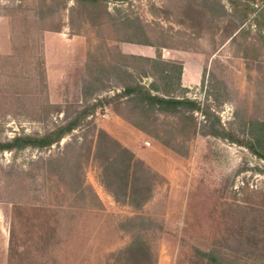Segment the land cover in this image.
Masks as SVG:
<instances>
[{
	"label": "rangeland",
	"instance_id": "rangeland-1",
	"mask_svg": "<svg viewBox=\"0 0 264 264\" xmlns=\"http://www.w3.org/2000/svg\"><path fill=\"white\" fill-rule=\"evenodd\" d=\"M239 1L107 0L109 13L89 16L81 7L71 9L73 0L67 7L48 0L53 16L42 19L40 0H0L12 43L0 53V139L44 133L86 101L112 95L121 87L119 77L101 63L119 60L118 51L155 55L156 45L164 57L183 62L180 92L208 104L245 139L249 119H264V28ZM123 15L138 18L139 36L156 45L129 41L133 33L120 23ZM111 112L117 114L113 104L99 106L97 125L104 128ZM196 115L206 122L202 112ZM118 129L134 137L126 127ZM86 130L76 128L51 148L0 151V223L7 228L8 264H128L119 252L132 235L120 221L137 213L163 225L144 234L154 264H202L196 246L217 250L229 264H264L263 157L212 134H198L189 141V154L181 155L143 130L147 136L137 140L139 150L129 147L157 177L152 197L136 209L117 201L102 182L93 157L96 128L86 136L91 152L83 188L69 169L59 173L62 161H47L67 142L82 141ZM0 245L3 252V235Z\"/></svg>",
	"mask_w": 264,
	"mask_h": 264
},
{
	"label": "trees",
	"instance_id": "trees-1",
	"mask_svg": "<svg viewBox=\"0 0 264 264\" xmlns=\"http://www.w3.org/2000/svg\"><path fill=\"white\" fill-rule=\"evenodd\" d=\"M60 1L67 7L68 0ZM73 1L75 6H71V9L81 7L89 16L97 14L99 10L109 13L106 7L107 0ZM258 2L262 4L255 6L254 4ZM236 3H244L248 13H254L256 25L264 28V0H242ZM39 4L40 18L53 16V11L48 12L52 3L40 0ZM46 7L47 12L44 11ZM0 14L7 13L2 11ZM120 23L132 31L133 35L128 38L129 41L156 45L139 36L141 24L138 18L123 15L120 17ZM45 28L61 30L59 25H49ZM118 55L119 60L108 65L101 63L100 68L117 74L121 84L119 90L112 95L98 96L94 101H86L75 115L67 114L65 121L44 133L17 132L7 139H0V151L27 147L51 148L53 144L59 145L63 137L76 128L85 125L87 130L82 141L67 142L57 155L47 158L50 162L62 161L57 165L59 173L65 174L69 169L74 176V182L83 188V166L91 152L86 136L96 128L93 157L101 166L102 182L117 201L129 203L136 209L142 208L152 197L157 173L129 146L97 125L94 116L97 108L103 104H113L118 115L181 155L189 154V141L198 134H212L244 144L264 158V119H249L247 137L245 139L238 137L222 123L217 113L210 110L208 104L204 105L200 100L180 92L184 88L183 62L164 57L160 45H156L155 55L123 51H118ZM144 76L152 77V80L146 81ZM196 112H202L206 119L205 123L198 120ZM161 115L164 120L161 119ZM120 226L132 235L130 243L119 252L126 262L154 264L155 253L150 240L144 234L148 231L162 230V223L150 215L137 213L121 220ZM195 254L202 264H229L227 258L215 249H202L196 246Z\"/></svg>",
	"mask_w": 264,
	"mask_h": 264
},
{
	"label": "crops",
	"instance_id": "crops-1",
	"mask_svg": "<svg viewBox=\"0 0 264 264\" xmlns=\"http://www.w3.org/2000/svg\"><path fill=\"white\" fill-rule=\"evenodd\" d=\"M0 34L3 35V40L0 43V53L9 52L12 49V43L10 38L11 35H10L9 20L5 15H0ZM108 116H111L112 120H106L105 125H103L104 128H106L110 133L114 134V136L121 138L127 146L139 150V148L136 146L137 140H139V138H144L145 135L147 136V134L143 130L136 128L135 126L125 121L123 117H120L118 114L109 113ZM118 126L126 127L127 131L133 134L134 137H130V136L125 137L119 134ZM139 154L142 157H146V158H148L149 155L145 152V150H141V149L139 151ZM2 235H3V252L0 245V264H8L9 242L7 238V228L6 226L2 228V223H0V237H2Z\"/></svg>",
	"mask_w": 264,
	"mask_h": 264
}]
</instances>
